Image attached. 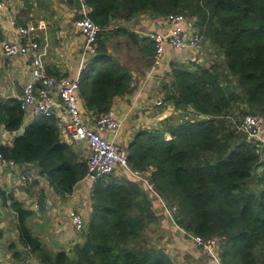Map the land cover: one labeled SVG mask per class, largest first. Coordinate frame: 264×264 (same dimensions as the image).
<instances>
[{"label": "trees", "instance_id": "obj_1", "mask_svg": "<svg viewBox=\"0 0 264 264\" xmlns=\"http://www.w3.org/2000/svg\"><path fill=\"white\" fill-rule=\"evenodd\" d=\"M84 1L103 28L97 52L81 72V97L95 113L108 111L116 97L133 91L131 69L111 56L112 34L142 42L143 51L155 55L153 40L139 38L119 22L145 13L163 18L184 13L223 51L224 64H171L173 79L166 85L165 100L176 108L192 107L201 117L140 130L127 146L129 161L142 172L152 168L150 180L170 205L178 206L182 227L205 239H219L221 264H264V145L260 149L249 142L238 128L240 119L233 121L246 113L264 115V0ZM81 4H74L77 10ZM24 120L20 99H5L0 92V125L18 131ZM0 152L20 164L37 163L61 195L72 194L89 177L88 159L75 143L62 139L54 117L40 116L13 145L1 144ZM93 181L83 241L69 252L47 250L28 224L31 211L0 189L17 213L20 242L42 264H176L159 237L162 220H171L155 206L152 191L128 175ZM4 235L0 228V240Z\"/></svg>", "mask_w": 264, "mask_h": 264}, {"label": "crops", "instance_id": "obj_2", "mask_svg": "<svg viewBox=\"0 0 264 264\" xmlns=\"http://www.w3.org/2000/svg\"><path fill=\"white\" fill-rule=\"evenodd\" d=\"M6 8L0 12V92L5 99H20L22 85L31 77V59L33 54L7 56L3 52V42L14 38L19 24L35 22L44 24L36 33V38L42 43L45 51L43 61L53 76H77L80 74L81 58L84 51L85 37L76 21L80 13L75 7L77 0H4ZM25 22V23H23ZM120 26L135 32L139 38L147 37L152 30H165L168 25L163 17L141 14L129 21L119 22ZM193 29L192 24H188ZM187 27V28H188ZM111 56L127 65L134 76L133 91L115 98L113 108L122 118V126L116 138V143L122 147L128 146L138 131L142 129H165L170 124H177L184 119L201 117L192 107L181 109L166 101L165 87L158 85L157 79H162L167 69L171 70L172 63L187 64V61L201 60L197 50L180 51L167 46L161 67H154V58L143 51L142 42H134L128 36L112 34L108 40ZM169 72V71H168ZM161 76V78L159 77ZM159 77V78H158ZM81 95V93H80ZM82 99L84 116L91 120L94 111L89 110ZM163 100L164 106L158 105ZM40 116L25 113L24 124L18 131H8L0 125V145H13L16 136L23 134L26 127ZM67 132L63 136L66 138ZM168 139L172 138L166 131ZM83 157H89L85 144H77ZM22 173L35 176L32 181L22 184L19 178ZM122 172L117 177H122ZM93 180L85 177L75 186L72 194L61 195L40 174V168L35 163L20 164L18 167H2L0 164V189L12 193L24 207L31 211L28 224L33 234L39 237L43 246L52 252L70 251L74 245L81 243L83 237L70 219L72 210L88 215L92 209ZM162 227L170 229L175 241L184 255L180 257L185 264H218L210 256L205 259L202 249L186 239L177 231L172 222L162 220ZM0 228L4 238L0 240V261L3 264H15L28 259L25 264H42L39 255L31 248L22 244L19 239L18 216L11 202L5 203L0 195ZM164 236L163 241L168 238ZM171 244L167 241L170 251ZM14 245V248L12 246ZM204 251V250H203ZM204 253V252H203ZM206 253V252H205Z\"/></svg>", "mask_w": 264, "mask_h": 264}, {"label": "built area", "instance_id": "obj_3", "mask_svg": "<svg viewBox=\"0 0 264 264\" xmlns=\"http://www.w3.org/2000/svg\"><path fill=\"white\" fill-rule=\"evenodd\" d=\"M81 1V9L77 10L81 17L76 24L85 37L84 51L81 58L80 74L77 76H53L49 73L44 61L42 43L36 38V33L44 27V24L28 22L16 27L14 38L3 42V52L7 56L33 54L31 59V77L22 85L20 96L21 107L27 113L30 111L34 116L54 117L60 126L61 137L67 142L85 144L88 151L89 178L96 180L105 175L122 172L141 184L146 185L155 195V206L160 207L162 212L171 220L177 231H180L186 239L197 247L203 249L213 260L220 262L219 239H205L201 235L187 231L178 223L177 205H170L168 201L156 190L150 180L152 168L142 172L134 169L129 161V151L116 143V138L122 126V118L112 107L106 112L94 113L93 118L88 120L84 116L81 99V72L88 61L97 52V41L103 28L91 17L89 8L84 0ZM6 8L4 0H0V12ZM164 19L168 25L165 30H152L146 33L147 37L155 42L154 67L159 68L163 64L164 53L167 46L180 51H195L200 47L204 35L184 13H171ZM192 24L193 29L188 27ZM188 27V28H187ZM135 87V83H132ZM158 105L163 100L157 101ZM238 128L246 133L249 142L257 144L260 148L264 145V115L246 113L238 124ZM67 132L66 138L63 133ZM261 149V148H260ZM0 164L2 167L15 168L19 163L6 158L0 152ZM96 171L95 173H93ZM35 179L30 173H22L19 183L26 184ZM70 219L79 232L86 227V220L82 213L72 210ZM28 248L31 247L28 245ZM28 259L18 261L15 264H25ZM0 264H3L0 261ZM221 264V262H220Z\"/></svg>", "mask_w": 264, "mask_h": 264}, {"label": "rangeland", "instance_id": "obj_4", "mask_svg": "<svg viewBox=\"0 0 264 264\" xmlns=\"http://www.w3.org/2000/svg\"><path fill=\"white\" fill-rule=\"evenodd\" d=\"M145 14L152 17V15H150L149 13H145ZM197 54L201 58V60L199 59L198 61L197 60H193V61H187L186 62V63L191 64L192 65V68L194 66H196V65H203V66H207L208 67V66H212V65H215V64H219V63L220 64H224L225 63V56H224L223 51L220 50L219 48L215 47L211 43L210 40L205 39V38H204V40L202 39L201 44H200V47L198 48ZM171 70H172V68H171ZM168 71L166 69L163 72V74H165V75H164V77L162 79H157L158 80V85L160 87L162 86V87L167 88L166 85H170L171 84L173 77H172L171 71L170 70H168ZM159 77L161 78V76H159ZM161 106H164V104H162ZM246 111H247V109H246ZM243 116L242 115H238V117H235L233 119V121H237V119H240L241 120ZM263 159H264V156H263ZM35 164L37 165V163H35ZM84 215L87 218V214L85 213ZM160 230H161L160 231V235H159L160 240L163 241L164 236H166L165 238H168L167 239L168 243L171 244V241H175V240H173L174 239V236L172 235V232H170V229L160 227ZM167 241L161 242V244L163 246L167 247L166 246L167 245ZM169 253L173 257V259L175 260L176 264H185L183 262L184 260L180 257L181 254L182 255H184V254L181 251V248H179V246H178L177 243H172L171 244V249H170ZM202 254L204 255V258L205 259L209 258V255L207 253H205V251H203V249H202ZM220 262H217V263L220 264Z\"/></svg>", "mask_w": 264, "mask_h": 264}, {"label": "water", "instance_id": "obj_5", "mask_svg": "<svg viewBox=\"0 0 264 264\" xmlns=\"http://www.w3.org/2000/svg\"><path fill=\"white\" fill-rule=\"evenodd\" d=\"M96 171H94L93 173H95Z\"/></svg>", "mask_w": 264, "mask_h": 264}]
</instances>
